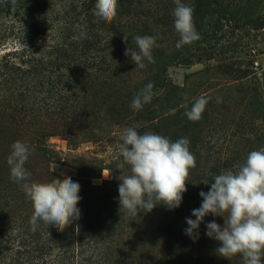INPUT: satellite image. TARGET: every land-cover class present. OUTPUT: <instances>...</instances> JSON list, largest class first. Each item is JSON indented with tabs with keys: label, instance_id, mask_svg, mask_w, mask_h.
<instances>
[{
	"label": "rangeland",
	"instance_id": "obj_1",
	"mask_svg": "<svg viewBox=\"0 0 264 264\" xmlns=\"http://www.w3.org/2000/svg\"><path fill=\"white\" fill-rule=\"evenodd\" d=\"M258 1L260 5L248 16L233 9L224 16L218 15L226 20L220 21L222 28L217 34L211 33L217 15H211L204 27L209 30L206 36L205 31H200V39L191 43L189 50L176 47L173 26L165 35L156 37L161 45L167 44V77L172 85L184 89L183 103H192L202 96L208 99L198 120L205 138L201 165H211L224 155L229 160L235 158L237 166L242 165L251 151L264 149V140H260L264 132V112L259 108L264 103V0ZM14 37L0 47L1 56L21 48ZM133 51L139 52L138 46ZM126 59V64L132 61L130 56ZM145 70L146 67L139 68L135 63L127 66L126 70L122 69L124 79L104 83L97 92L93 89L94 98L87 95L88 99L80 104L68 103L57 108L50 100L45 103L23 94L21 100L25 103L15 108L11 105L12 109L0 106V185H4L3 191L15 200L11 214L20 227V242L26 240V245L20 248L18 263L11 261V257L19 249V240L13 244L15 248L11 245L10 251L0 255V264H243L240 254L230 259L220 256L216 251L219 242L205 234L210 221L215 220L223 227V217L207 215L196 239L185 234L186 218L195 219L192 210L201 206L202 198L192 202L183 200L180 207L169 210L167 215L163 214L165 209L154 211L147 217L148 222L138 225H134L136 221L134 224L128 221L125 215L123 224L105 230L104 242L98 244L97 249L92 245L79 249L77 243L69 247L70 242L65 239L42 243L43 251H37V245L24 235L25 231L33 235L36 230L30 224L33 203L21 185L50 182L49 174L68 176L79 183L81 199L77 207L88 219H103L108 208L115 204L120 206L121 136L126 128H136L139 124L134 120L119 124L121 117H116L111 107L120 101L126 103L128 94L136 95L134 89L139 87L136 83ZM240 83L248 87L247 92ZM251 88H256L257 97H252ZM158 131L154 133L171 141L178 140L174 136L179 133L171 128L170 120ZM16 141L30 148L25 163L29 176L21 182L11 178L7 162ZM195 169L198 170L197 166ZM122 171L129 175L130 167L125 165ZM113 181L115 186L111 185ZM38 225L45 223L40 220ZM12 234L2 239L7 243L1 241L4 247L13 243ZM261 259L264 264V257Z\"/></svg>",
	"mask_w": 264,
	"mask_h": 264
},
{
	"label": "trees",
	"instance_id": "obj_2",
	"mask_svg": "<svg viewBox=\"0 0 264 264\" xmlns=\"http://www.w3.org/2000/svg\"><path fill=\"white\" fill-rule=\"evenodd\" d=\"M181 2L194 9L195 29L198 33L205 31V36L209 31L204 29L205 23L211 15H217L211 30V33L217 34L222 28L220 21L226 20L218 15L224 16V13L233 9L248 16L260 5L258 0H237L236 3L229 0ZM95 3L96 0H0V47L12 36H15L21 45V48L0 55V106L5 105L12 109L11 105L13 108L21 105V102H24L21 100L23 94L25 97L39 98L45 103L50 100L57 108L68 103L80 104L88 99L87 95L94 98L93 89L97 92L104 83L124 79L125 73L122 69L133 66L134 63L130 60L129 65L125 63L128 62L125 51L129 47L131 50L137 47L134 37L147 35L156 38L165 35L166 31H170V27H174L175 0H117V15L110 21H104L93 14ZM124 35L128 36L127 43L124 41ZM172 36L174 44H177L180 36L175 27ZM156 45L152 49L155 62L149 63L144 59L146 70L136 83L139 87L134 89L137 95L148 83H153L151 102L135 110L130 102L136 95L131 97L132 94H128L130 96L126 97V103H114L111 112L116 113V117H121L119 124L130 120L138 123L139 126L135 128L138 134L153 130L158 133L161 125L170 120L171 128L179 133L174 137L187 138L190 141L189 150L195 156L198 170H189L187 191L183 193L182 201L192 202L201 198V191L207 193L210 190L216 175L229 169L233 170L237 163L235 158L229 160L224 155L211 165H201L205 138L202 137L198 121H191L185 115L195 100L192 103H183L184 89L172 85L167 77V44L161 45V41L157 40ZM191 47L192 44H186L181 49L189 50ZM243 74L246 76V73ZM239 85L247 92L248 87H243L242 83ZM251 93L252 97H257L256 88H251ZM261 103L258 101V104ZM259 108L264 112V103ZM172 110H175L174 114ZM261 136L260 140H264V132ZM49 177L50 180L54 177L63 179L56 174H49ZM206 180L209 184L203 183ZM111 185L115 186L116 183L113 181ZM3 188L4 185H0V255L10 251V246L19 240V249L11 257V261L18 263L20 248L26 245V240L20 242V227L15 222L17 218L11 214L15 200L10 199ZM161 209H165V215L169 212L165 205L159 204L151 212L130 216L115 204L107 209L103 219H88L80 212V218L75 221V225L73 222L63 230L45 224L38 225V230L35 229L33 235L30 231L23 233L30 243L37 245V251H43L42 243L52 240L61 242L65 239L69 240V247L77 243L79 249H87L91 245L97 249L98 244L104 242L105 230L123 224L125 215L128 221L133 224L136 221L134 225H138L146 222L147 217ZM8 233H13V243L4 247L1 241L4 242L2 239L8 237Z\"/></svg>",
	"mask_w": 264,
	"mask_h": 264
},
{
	"label": "clouds",
	"instance_id": "obj_3",
	"mask_svg": "<svg viewBox=\"0 0 264 264\" xmlns=\"http://www.w3.org/2000/svg\"><path fill=\"white\" fill-rule=\"evenodd\" d=\"M173 11L174 27L180 39L176 44L179 49L200 39L193 22L194 9L175 0ZM93 14L110 21L117 15V0H96ZM135 42L139 52L126 49L125 55L139 68H144L143 60L154 63L152 49L156 45L153 36H136ZM127 43L128 36L124 35ZM153 83H148L131 103L139 110L151 102ZM208 99H195L192 107L185 113L191 121L202 118ZM175 110H172L174 114ZM120 155L122 163L118 165L121 181L118 187L120 210L124 209L130 216L141 212H151L157 205L163 204L169 210L180 207L189 170L196 166L195 156L189 150L190 141L180 138L171 141L169 138L150 131L138 134L137 129L128 127L121 136ZM30 155L27 144L16 141L8 157L10 175L15 182L27 180L29 173L25 163ZM125 165L130 167V174L124 175ZM210 190L201 191V206L192 210L191 217L186 218L185 234L196 239L200 224L211 214L224 218L221 227L215 220L206 224V235L219 242L216 249L220 256L230 259L240 254L243 264H262L264 257V149L251 151L244 164L216 175ZM209 184V181H204ZM22 190L33 203V215L30 224L35 230L38 221L46 226L52 225L63 230L80 218L77 207L81 197L80 185L71 177L63 179L54 177L46 183H23ZM78 229V226H77Z\"/></svg>",
	"mask_w": 264,
	"mask_h": 264
}]
</instances>
